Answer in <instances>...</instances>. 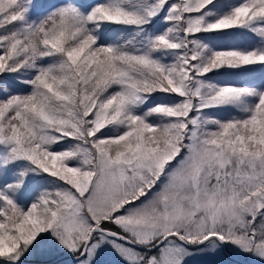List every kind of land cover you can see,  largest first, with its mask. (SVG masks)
I'll use <instances>...</instances> for the list:
<instances>
[{
    "label": "snow or ice",
    "instance_id": "1",
    "mask_svg": "<svg viewBox=\"0 0 264 264\" xmlns=\"http://www.w3.org/2000/svg\"><path fill=\"white\" fill-rule=\"evenodd\" d=\"M228 250L264 264V0H0V264Z\"/></svg>",
    "mask_w": 264,
    "mask_h": 264
},
{
    "label": "rangeland",
    "instance_id": "2",
    "mask_svg": "<svg viewBox=\"0 0 264 264\" xmlns=\"http://www.w3.org/2000/svg\"><path fill=\"white\" fill-rule=\"evenodd\" d=\"M232 253L238 257H241V258L245 257L246 259L245 258L244 259L248 262L251 260V257H247V256H244L242 254H237L233 251H232ZM39 255L40 254H37L35 257H37ZM42 256L43 257H46V256L49 257L50 255H42ZM242 256H244V257H242ZM100 259L102 261H106V262H114V261L118 260V257H116L114 253L105 252L104 254L101 255ZM219 261H227L226 258L222 255V253H220L218 255H212L210 253H208V254H197V255H194V256L188 258V264H216V262H219Z\"/></svg>",
    "mask_w": 264,
    "mask_h": 264
},
{
    "label": "trees",
    "instance_id": "3",
    "mask_svg": "<svg viewBox=\"0 0 264 264\" xmlns=\"http://www.w3.org/2000/svg\"><path fill=\"white\" fill-rule=\"evenodd\" d=\"M227 252L233 254L231 250H228ZM58 255H60V254H53V255H50L49 257H47V256L46 257H43L42 255L41 256L39 255V256H37V257H35L33 259L35 260L36 263H39V264H41V262H43V261H56V262H58V264H70L71 257H69V256H62V257H59L57 259H54ZM242 257H244V256H242ZM226 260H227L226 262H228V264H241L239 262L230 260L228 258H226Z\"/></svg>",
    "mask_w": 264,
    "mask_h": 264
},
{
    "label": "water",
    "instance_id": "4",
    "mask_svg": "<svg viewBox=\"0 0 264 264\" xmlns=\"http://www.w3.org/2000/svg\"><path fill=\"white\" fill-rule=\"evenodd\" d=\"M222 255H223L224 257L230 259V260H233V261L239 262V263H241V264H249V262L246 261L244 258L238 257V256H236V255H234V254H231V253L227 252V251L222 252ZM62 256H66V255H58V256H57L56 258H54V259H57V258L62 257ZM36 264H39V263H36Z\"/></svg>",
    "mask_w": 264,
    "mask_h": 264
}]
</instances>
